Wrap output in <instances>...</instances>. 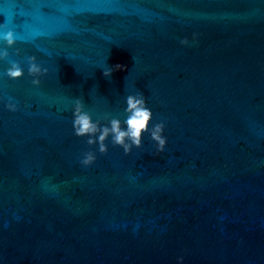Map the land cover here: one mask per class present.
<instances>
[{
    "label": "water",
    "instance_id": "obj_1",
    "mask_svg": "<svg viewBox=\"0 0 264 264\" xmlns=\"http://www.w3.org/2000/svg\"><path fill=\"white\" fill-rule=\"evenodd\" d=\"M0 24L17 35L0 60L2 264H264V0H0ZM136 93L165 151L151 128L130 153L75 134L77 99L103 127Z\"/></svg>",
    "mask_w": 264,
    "mask_h": 264
},
{
    "label": "clouds",
    "instance_id": "obj_2",
    "mask_svg": "<svg viewBox=\"0 0 264 264\" xmlns=\"http://www.w3.org/2000/svg\"><path fill=\"white\" fill-rule=\"evenodd\" d=\"M7 28V24H0V29ZM198 40V34L193 33L191 37L185 36L180 44L189 46ZM17 43V35L14 29L7 31H0V60L6 59L10 53L9 48ZM122 65H115L114 68H105L104 75L110 76L114 70H119ZM49 72L47 67L42 66L37 62L36 56L29 57L28 73L33 76L32 84L39 86L41 84L40 77ZM7 75L13 79H18L24 75V68L18 61H11L10 67L7 69ZM2 100V98H0ZM128 107L126 111L129 113L125 121L119 118H112L110 126L104 125L101 127L100 122L94 120L92 114L85 110L84 101L77 99L73 112V128L75 134L78 136L89 135V143L96 142V135L99 133L100 151L107 152L108 146L104 141L111 134L113 142L122 145L126 153L132 151L133 146L140 147L143 142V134L151 128L152 138L156 141V148L158 152H163L168 146V137L165 134L167 123L165 120L152 125V120L155 115L152 108L148 105V100L143 93H136L127 97ZM5 107L10 112H17L20 110L18 101L13 97H9V102ZM127 124V127H123ZM97 159L95 152H88L84 155L81 163L84 165H91ZM2 264V262H0ZM177 264H185V256L179 255L177 257Z\"/></svg>",
    "mask_w": 264,
    "mask_h": 264
}]
</instances>
